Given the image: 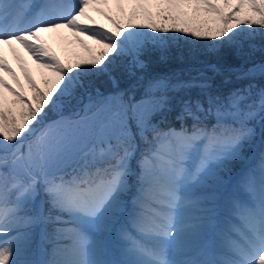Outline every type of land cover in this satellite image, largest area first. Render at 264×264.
Returning a JSON list of instances; mask_svg holds the SVG:
<instances>
[{
    "label": "snow or ice",
    "instance_id": "6c2138e0",
    "mask_svg": "<svg viewBox=\"0 0 264 264\" xmlns=\"http://www.w3.org/2000/svg\"><path fill=\"white\" fill-rule=\"evenodd\" d=\"M107 2L0 0V73L20 87L3 56L4 46L19 45L50 74L42 91L16 56L31 100L0 76V264H35L22 257L32 229L47 224L52 231L44 238L52 255L42 264H264V149L235 191H224L228 165L241 158L255 135L248 121L264 122V90L244 104L250 89L221 98L208 91L206 81L171 85L156 79L141 100L126 102L122 93L97 91V99L89 96V104L72 118L62 111L92 87L93 78L110 75L121 60L142 69L139 57L149 44L162 47L184 39L215 47L245 30L264 35V0H155L161 9L155 19L149 0H128L133 11L123 23L106 16L111 29L89 26L94 23L89 6ZM116 4L123 12V0ZM34 7L39 11L30 15ZM61 29L72 32L85 52L91 50L81 36L100 50L74 65L62 64L40 35ZM258 70L264 75V65ZM170 87L200 88L205 99L183 101L179 130L162 131L151 117L167 106V98L153 94ZM4 92L13 99L6 101ZM53 113L57 118L49 119ZM209 118L215 121L211 126L205 122ZM137 137L147 147L134 169ZM40 192L49 205L47 215L43 207L31 211ZM117 226L124 258L108 261L103 259L105 237Z\"/></svg>",
    "mask_w": 264,
    "mask_h": 264
},
{
    "label": "trees",
    "instance_id": "16d2710c",
    "mask_svg": "<svg viewBox=\"0 0 264 264\" xmlns=\"http://www.w3.org/2000/svg\"><path fill=\"white\" fill-rule=\"evenodd\" d=\"M104 9L101 8L105 18L106 16H110L113 20H116L119 23H123L127 19L128 15L133 11V8L130 6L128 9L125 6L123 8V11L125 12L120 15H116L115 10H112L111 7H109L108 11ZM151 13L154 18V14H156V12L151 10ZM92 22L94 23L89 26L98 27L103 25V27L107 26L104 27V29L112 28L108 19L106 22L103 20L98 23L95 21ZM141 22H143L142 18L134 21V23ZM80 39L88 46L91 53L85 52L80 45V48L82 49L81 52L83 54H80V56L74 59L75 63L87 58L90 54L95 55V53L100 50V48L96 47V44L93 41L87 39L86 37L81 36ZM85 54L87 57H85ZM139 59L144 64L142 69L131 68L129 61L124 59L114 67L110 75L93 78L92 87L87 91L78 93L77 99L62 109L63 115L66 118H72L74 110L77 109L78 112H80L85 105L89 104V96H91L93 101L97 99V91L103 96H109L114 93H122L123 99L126 102L132 99L137 101L141 100L146 95L148 83L156 79H167L171 85L182 83L186 84L192 81H206L210 86L208 91H210L212 95L219 96L221 98L228 97L231 93L236 92L237 90L250 89V97L244 102V104L251 103L253 100H256V94L260 90H264V75H262L258 70L259 66L264 65V35H262L259 31H257L255 35H249L247 30H245L243 34L237 35L232 41H225L217 44L215 47L209 46L206 41L194 42L192 40L185 41L184 39L172 40L167 43L166 46L162 47H152L149 44ZM61 63L68 65V63ZM211 64H213L214 67H212ZM47 76L49 75L45 74L41 80L34 77L31 78L36 86L43 91L45 90L43 79ZM113 81H115V83ZM22 83L23 81L20 79V87H18V90L16 91H20ZM86 94H89V96L86 97ZM153 95L156 97L166 96L167 98V106L163 110L155 112L151 117V123L156 125L162 131H167L169 128H176L179 130L181 121L177 120V115L181 111L183 101L196 99L203 101L205 99L204 94L201 92L200 88L197 87H170L166 91H156ZM31 97L32 93L30 92V98ZM12 99V96H10L7 98V101H11ZM205 107H207L206 104ZM56 118L57 116L55 113L51 114L49 117V119ZM257 121L258 120L248 121V126L255 129ZM205 122L211 126L215 121L214 119L209 118ZM184 123L185 125L190 126L192 121L191 119H187ZM132 131H136L134 124ZM149 138H151V134H149ZM254 138L255 135L245 145L241 158L228 165V172L225 174V180L232 178L236 170L243 167L246 163H252L253 168L257 166L259 154L261 150L264 149V122L263 139L261 145L257 149H253ZM136 144L138 145V148H140V153L147 147L140 141L139 137L136 138ZM135 157L136 163L140 154ZM132 180L133 177L130 181L131 183ZM232 185H236L233 180L231 181V185L229 187L226 185L225 188L228 187L230 189ZM38 196L36 197V200ZM240 197V199L243 198L242 195ZM36 200L32 205L31 211L33 212L35 211ZM43 200V210L45 215H47L49 212V205L45 203L46 197H44V194ZM52 214L55 215L54 212ZM36 230L37 227L32 229V242L30 248L26 253V257H22L34 262L36 259L34 243ZM51 231L52 225H44V237L46 233H51ZM44 254L46 261L51 258L52 245L46 238H44Z\"/></svg>",
    "mask_w": 264,
    "mask_h": 264
},
{
    "label": "rangeland",
    "instance_id": "374dc122",
    "mask_svg": "<svg viewBox=\"0 0 264 264\" xmlns=\"http://www.w3.org/2000/svg\"><path fill=\"white\" fill-rule=\"evenodd\" d=\"M21 2H25V0H21ZM48 2L50 3L63 2L65 4H72V3H75V0H48V1L45 0L43 4H50ZM125 6L127 7V9L129 6L133 8V5L129 3L128 0H123V8ZM109 7H111L112 10L113 9L115 10L116 15H120L123 12H125V11L121 12L119 10L116 4V0H108L107 4L101 3V4L90 5L89 8L87 9V15L91 17V21H95L98 23L101 20H103L106 22L107 19L104 17V13L101 10V8L103 9L105 8L104 10L108 11ZM147 7H148V11L150 12L151 10H153L157 13L161 10L160 8L156 6L155 0H149V4L147 5ZM34 13L35 11L31 12L30 15ZM155 18H156V14H154V19ZM40 35H41V38L46 42V44L55 53L58 59L64 63H68V65H74L75 64L74 59L80 56V54H83L81 52L82 49L80 48V44L76 43L77 37H75L72 32L66 29H61L56 32H41ZM96 47L99 48L98 45H96ZM13 48L15 49V54L13 53V50H12ZM17 55L23 61V68L26 69L28 75H30L31 77L38 78V80L39 79L41 80L45 74H48V75L50 74L45 72L43 69H40L36 64H34L31 58L28 56V54L25 53L24 50L19 47V45H13L11 47L4 46L3 48L4 59L6 60L7 65L15 73L16 78L19 80V82H20V79L21 81H23L24 85L22 83V87L20 88V91L23 92V95L27 99L31 100L30 90L24 79V71H22L21 62L18 61L16 58ZM85 57H87L86 54H85ZM0 76H3V79L12 88L14 86L15 90H18V86L13 81L11 76H9L6 73H0ZM3 95L6 101H7V98L11 96L7 92H4ZM131 194H134V192ZM126 215H127V212L125 213V216ZM108 240L109 241H107V247L109 246V242H110L109 238ZM107 255L108 256L106 257V260L108 261H120L122 260L121 257H123L121 254V249L117 251L112 249L111 252L107 253Z\"/></svg>",
    "mask_w": 264,
    "mask_h": 264
}]
</instances>
